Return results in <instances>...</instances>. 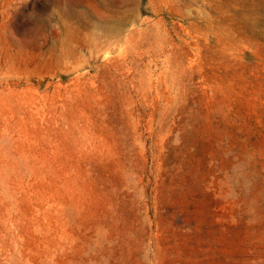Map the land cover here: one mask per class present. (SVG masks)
<instances>
[{
  "label": "rangeland",
  "instance_id": "374dc122",
  "mask_svg": "<svg viewBox=\"0 0 264 264\" xmlns=\"http://www.w3.org/2000/svg\"><path fill=\"white\" fill-rule=\"evenodd\" d=\"M0 264H264V0H0Z\"/></svg>",
  "mask_w": 264,
  "mask_h": 264
}]
</instances>
